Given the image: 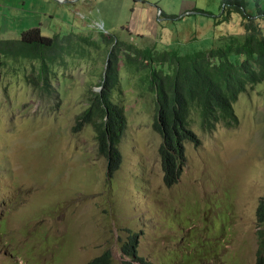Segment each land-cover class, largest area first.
<instances>
[{"label": "rangeland", "instance_id": "rangeland-1", "mask_svg": "<svg viewBox=\"0 0 264 264\" xmlns=\"http://www.w3.org/2000/svg\"><path fill=\"white\" fill-rule=\"evenodd\" d=\"M62 1L0 0V46L35 30L64 49L48 89L35 85L31 63L11 71L0 61V264H92L108 251L116 264H258L264 83L235 104L236 128L220 123L206 131L192 116L201 142L187 141L173 189L165 186V141L154 126L152 63L210 49L222 0ZM11 9L27 13L7 12L6 22ZM239 28L237 19L223 32ZM86 37L100 46L89 57L73 48ZM112 49L119 72L110 94L127 120L113 178L94 125L81 119L89 96L105 91ZM132 240L137 255L127 257Z\"/></svg>", "mask_w": 264, "mask_h": 264}, {"label": "trees", "instance_id": "trees-1", "mask_svg": "<svg viewBox=\"0 0 264 264\" xmlns=\"http://www.w3.org/2000/svg\"><path fill=\"white\" fill-rule=\"evenodd\" d=\"M237 19L240 21L238 32H223ZM214 22L219 32L210 49L186 55L174 54L171 62L157 59L150 69V88L158 107L154 126L165 141L160 153L168 189L181 182L187 164L185 142H201L192 128V116H200L202 128L206 131L220 123L236 128L240 119L235 104L241 95L264 83V0H222L220 15ZM22 37L21 42L1 44L0 61H7L3 66L11 67V71L18 62L31 63L33 73L38 70L35 85L48 89L56 60L64 49L57 39H43L35 30ZM101 38L107 42L106 37ZM91 40V37L81 38L73 48L83 47L89 57L91 47L100 49L99 44ZM115 51L112 49L108 53V69L102 82L105 91L89 96L90 109L81 118L83 123L94 125L99 154L107 159L111 178L121 169L118 145L127 126L124 110L114 104L110 94L119 72ZM149 53L146 52L143 61L150 60ZM136 55L140 58L138 52ZM177 66L179 69L175 70ZM258 215L259 221L264 223V198ZM128 232L137 238L132 231ZM259 243L258 264H264V230L260 232ZM132 245L133 249H123L125 256L137 255L134 240ZM92 264L116 263L113 253L108 251Z\"/></svg>", "mask_w": 264, "mask_h": 264}, {"label": "crops", "instance_id": "crops-1", "mask_svg": "<svg viewBox=\"0 0 264 264\" xmlns=\"http://www.w3.org/2000/svg\"><path fill=\"white\" fill-rule=\"evenodd\" d=\"M1 1H3V2H9V0H1ZM7 12H10V14H11L12 16H14V18H16V17L19 15V13H22V14H23V13H24V14L27 13V12L22 11L21 9H11V10H6V12H5L4 15H3V20L6 21V22H8V15H7ZM44 12H45V10H44ZM51 15H52V14H50L49 12H45L44 17L42 18V20H43V21H48V20H50L51 17H52ZM16 21H17V20H16ZM39 26H40V28H44V26H43L42 23H40ZM89 26H90V24H88V29H90ZM91 26H92V25H91Z\"/></svg>", "mask_w": 264, "mask_h": 264}, {"label": "clouds", "instance_id": "clouds-1", "mask_svg": "<svg viewBox=\"0 0 264 264\" xmlns=\"http://www.w3.org/2000/svg\"><path fill=\"white\" fill-rule=\"evenodd\" d=\"M58 2V1H57ZM186 143L187 142H185V148H186ZM160 157H161V160H162V156H161V154H160ZM162 165H163V160H162ZM164 170V169H163ZM165 174V173H164ZM183 174V173H182ZM182 179V178H181ZM181 183V182H180Z\"/></svg>", "mask_w": 264, "mask_h": 264}, {"label": "built area", "instance_id": "built-area-1", "mask_svg": "<svg viewBox=\"0 0 264 264\" xmlns=\"http://www.w3.org/2000/svg\"><path fill=\"white\" fill-rule=\"evenodd\" d=\"M56 1H58L59 3L63 2L62 0H56ZM96 26L99 27V24H97Z\"/></svg>", "mask_w": 264, "mask_h": 264}, {"label": "flooded vegetation", "instance_id": "flooded-vegetation-1", "mask_svg": "<svg viewBox=\"0 0 264 264\" xmlns=\"http://www.w3.org/2000/svg\"><path fill=\"white\" fill-rule=\"evenodd\" d=\"M163 166V165H162Z\"/></svg>", "mask_w": 264, "mask_h": 264}]
</instances>
